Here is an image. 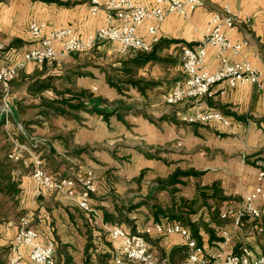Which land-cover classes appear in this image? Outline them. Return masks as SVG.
Segmentation results:
<instances>
[{
    "label": "crops",
    "instance_id": "crops-1",
    "mask_svg": "<svg viewBox=\"0 0 264 264\" xmlns=\"http://www.w3.org/2000/svg\"><path fill=\"white\" fill-rule=\"evenodd\" d=\"M87 1L0 0V43L4 45L0 49V64L15 63L37 45L28 31L32 20L45 22L48 29L70 26L83 36L102 25L104 13L91 15ZM135 1L145 6L154 3V0ZM224 6L237 17L236 25L227 30L228 36L233 41H249L239 54L228 52L227 56L232 60L249 61L262 72L264 84V0H206L204 6L192 11L187 18L168 14L158 30L157 54L164 59L146 62L135 74L141 80L142 89L132 83H121L120 89L111 86L107 82L110 72L104 67L102 56L96 57L91 50L59 57L51 64L28 62L23 68L20 78L23 83L19 86H24L22 92L26 98H32L38 112L45 109V99L71 98L74 102L81 90L104 100L97 107L106 114L79 109L76 115L68 116L50 109L48 114L36 113L27 126L30 136L47 142L39 151L49 173L81 175L91 170L94 174L96 192L91 202L103 218L98 224L61 194L48 190L37 194L29 172L20 176L24 191L22 206L25 211L30 210L39 236L54 239L58 264H65L64 254L69 264H86L87 257L96 259L106 252L111 255L112 249L104 234L106 227L119 223L133 232H141L156 221L152 212L157 205L166 208L163 194H183L185 184L192 185V196L197 185L210 186L217 182L225 195L219 208L225 202L239 203L253 190L257 173L264 170V87L255 84L230 87L223 81L213 86L210 95L200 99L204 107L220 111L228 119V125L216 120L209 123L183 121L181 115L192 112V101L173 106L164 98H157L168 80L167 73L174 72L176 79L182 76V47L201 41L211 14ZM148 25L146 21L139 27V33L147 39L150 38ZM108 46L115 50L111 42L98 45L96 50L102 52ZM217 52L216 47H207L209 70L218 66ZM127 53L112 64L114 75L121 72L119 68L127 57L135 54L134 51ZM36 79L48 80L49 87L41 93L30 94L27 84ZM80 100L87 108L93 104L85 97ZM56 104L59 105L57 101ZM11 107L10 115L16 119L13 109L17 106ZM163 115L176 120L159 119ZM12 124L7 118L6 129ZM20 128L24 130V126L16 122L15 129ZM177 171L194 173L175 175ZM165 218L169 222L176 221L159 216V220ZM208 221L207 227L212 232L200 226L201 238L197 239L205 251L220 250L222 238L218 228L221 227L232 232L231 250L236 252L240 246L247 245L260 251L257 234L261 233L256 228L257 221L246 220L238 230L227 221L204 220ZM147 236L153 238L156 246L173 262L185 259L186 248L180 236L155 232ZM89 242H92L90 247Z\"/></svg>",
    "mask_w": 264,
    "mask_h": 264
},
{
    "label": "built area",
    "instance_id": "built-area-1",
    "mask_svg": "<svg viewBox=\"0 0 264 264\" xmlns=\"http://www.w3.org/2000/svg\"><path fill=\"white\" fill-rule=\"evenodd\" d=\"M206 0H154L150 6H145L135 0H88L91 15L104 13V22L95 30L80 35L70 26L47 28L45 22L32 20L28 31L37 45L27 50L22 58L13 64H0V93L4 100L5 126L11 109L6 100L10 93V82L17 78L28 62L36 64H51L59 57L73 53L88 51L100 42L115 44V50L120 53L129 51H149L153 44L159 41L158 30L168 14H178L187 18L189 14L205 5ZM149 21L145 38L139 33V27ZM237 17L228 6L215 10L210 16L205 35L194 45H184L180 52V67L182 76L177 78L170 90L164 94V101L176 106L191 102L192 112L183 113L181 119L186 122L209 123L219 121L228 125V119L218 110L206 108L200 99L212 93L214 85L226 82L234 87L238 84H255L264 87L262 72L249 61L232 60L228 52L239 54L249 41L242 39L233 41L227 34L228 29L236 25ZM208 46L217 48L218 66L209 70L206 65ZM4 45L0 43V49ZM1 58V56H0ZM3 111V109H2ZM26 136L23 129H18ZM10 138L13 134L8 131ZM46 140L26 136L25 142L15 141L8 157L12 160H22L30 167V175L35 181L36 193L42 190L61 194L75 204L93 214L94 223H102L92 205V196L96 192L94 174L86 170L83 174L67 173L54 175L49 173L43 163L40 147L46 145ZM264 170L257 173V183L253 190L247 193L239 203L225 202L219 208V219L232 224L234 229H242L246 220H255L259 232L264 230ZM106 236L112 243L113 264H124L125 261L142 264H174L166 255L155 253L149 244L147 235H178L185 245V259L180 264H264V246L255 251L247 245L240 246L238 251L230 249L232 232L225 227L218 228L222 238L220 250L205 251L204 246L193 236L190 229L178 221L158 220L141 232H133L122 224L106 227ZM55 241L52 238L42 239L32 224V214L28 211L19 216L17 230L11 241L9 256L5 264H58L55 257ZM227 248V250H226Z\"/></svg>",
    "mask_w": 264,
    "mask_h": 264
},
{
    "label": "trees",
    "instance_id": "trees-1",
    "mask_svg": "<svg viewBox=\"0 0 264 264\" xmlns=\"http://www.w3.org/2000/svg\"><path fill=\"white\" fill-rule=\"evenodd\" d=\"M44 1H53V0H44ZM54 1H57V0H54ZM158 44H159L158 42L153 44L154 46H152L151 50L149 51H137L135 52L134 55L127 57V59L123 62V66L119 68V71H121L119 73L120 76L119 74L114 75L113 73H108L107 82L111 86L116 87L117 89H120L121 83H132L133 85H139L141 80H138L135 77V74L138 68L143 66L148 61H159V60L164 59V58H161L157 54ZM21 76L22 75L20 73L17 78H21ZM17 78L13 79L10 82V87H11V84L15 83ZM47 87H49L48 80L46 79L37 80L36 79V80L30 81L27 84V91L30 94H33V93L36 94V93H41ZM139 87L141 86L139 85ZM80 97H85V98H88L89 100H92V103H93L92 106L90 108H87L85 106V103L82 100H80ZM56 101L59 103V105L56 104ZM44 102H45V105H44L45 109L42 110V113H45V114H48L50 109H52L54 113L68 115V116L76 115V111H78L79 109H85V110L87 109V111H90V112H98V113L106 114L105 111L97 107V105L101 102H104V100L102 98L93 97L91 93H88L85 90L79 91L78 96L76 97V100L74 102L71 101V98H68V99L61 98L59 100H47V101L45 99ZM65 105L67 106V108L65 107ZM20 106L21 105H19V107ZM10 116L11 115H8V117ZM165 118L171 121L176 120L173 116H170V115L169 116L163 115L159 119H165ZM5 121H6L5 113L3 111H0V139L8 140L10 136L8 134V130L6 129ZM29 123H25V126H24V131L26 132V136H30L29 134L30 130L27 127ZM26 136L22 132H18V134L13 135L15 140L20 143L25 142ZM12 143L14 142L12 141ZM11 149L12 147L6 150H5V147L3 146L0 147V196H1V199H3L4 201H7L8 203H10V205L13 208H15V207H18L22 203V199L24 198V191L22 187L20 186V176L27 172L30 173V167H26L23 164L22 160L15 161V160L10 159L8 157V154L11 151ZM184 173L192 174L194 172L193 171H189V172L177 171L174 174L179 175V174H184ZM223 199H225V195L222 193V189L219 188L217 182H214L210 186L209 185H205V186L197 185L196 193L192 198L186 199L184 197H180L178 200V203L173 201L174 204H178L176 205L177 207L176 210H173L171 208L167 209L165 207H162L161 205H157L155 209L153 210L152 214L154 218L156 219V221L159 220L160 215H163L170 220H176L184 224L190 229L193 236H195L198 240H200L201 236L199 235V232H198L200 226H204V229L207 232L209 233L212 232L211 229L207 227L209 221L204 222L205 219L203 220L201 218L192 220L190 216L192 214L197 213L201 207L206 206V210L208 211V220L214 221V220L219 219L218 218L219 217L218 216L219 206ZM209 200H211V203H208ZM0 203H2L1 200H0ZM25 212L26 211L23 208V206H19V210L17 211V214L20 213V216H21ZM88 214H89L88 216L92 220L93 214L91 213H88ZM100 230L103 231V229L101 228ZM104 234L106 235V232ZM147 239L148 241L150 240L148 236H147ZM109 243L107 244L110 245L111 249H113L112 243L110 241ZM91 245H92V242H89L87 246L90 247ZM10 246H11V242L6 244L5 246H2V248L0 247V250L2 251L4 250L5 252L8 251L9 253ZM109 256L111 257L109 258ZM109 259H111L110 263L113 264L112 253L111 255L108 252L101 254L97 257V260H98L97 264H108L107 262ZM172 259L174 260V258ZM5 261L6 260L1 258L0 256V264H4ZM64 261H65V264H69V258L67 257V254H64ZM86 264H89V263L86 262Z\"/></svg>",
    "mask_w": 264,
    "mask_h": 264
},
{
    "label": "rangeland",
    "instance_id": "rangeland-1",
    "mask_svg": "<svg viewBox=\"0 0 264 264\" xmlns=\"http://www.w3.org/2000/svg\"><path fill=\"white\" fill-rule=\"evenodd\" d=\"M217 10H219V9H217ZM104 43H106V42L98 43L94 48L91 49V51L96 55V57L102 56V61L104 62V67L110 73H113V72H115V70L113 67H111L112 64L116 63L119 58L124 57V56L128 55L129 53H127V52L126 53H120L116 50H113V48L111 46H108V49H106L107 47H104V50L102 52L96 50L98 45H101ZM129 52H131V51H129ZM165 76L168 79L167 80L168 83L166 82V84H163L162 91L157 94L158 100H161L164 98V94L169 89V87H171L173 81L176 79L174 77L175 76L174 72H169ZM21 81L22 80L20 78H17L15 83L11 84L10 93H9V96L6 100V103L10 107V109H12L11 105H13V104L15 106H17L16 109H13L14 114L16 116V119H13L12 116L8 117V121L13 122L11 128H13V126H14L13 129L9 128L8 131L10 133H12L13 135L18 134V131L15 129L16 122H20L23 126H25V123H29L33 120V116L36 113H40V112L42 113L41 109H39V112L36 110V106H35L36 104L33 103V100L31 97H28V98L25 97V94L22 92L23 91L22 87H24V86L23 85L22 86L20 85L21 87L19 86L20 83H23ZM19 105H21V106L19 107ZM0 106L3 109V112L5 113L4 109L6 108V106H5L4 100L1 96V93H0ZM9 115H10V113H9ZM12 141L14 143H12ZM15 141L16 140L14 137H12L11 139L9 138L8 140L0 139V147L1 146L5 147V150L10 149L11 147L13 148L15 146ZM191 192H193L192 185L191 184H185V186L182 190L183 194H179L176 192L173 194V196H170V195L164 193L162 196L163 197L162 200L166 204L164 206H166L167 209L171 208L173 210H176V208H177L176 205H178V204H174L173 201L178 203V200L181 196H183L186 199L192 198L195 195V193L192 196H190ZM173 197H174V199H173ZM0 200L2 202V203H0V242H1L0 247L2 248V246H5L6 244H8L11 241L12 235L14 233L13 231L16 230L15 225L17 223L19 216H20V213L17 214V211L19 210V206H22L23 203H21L18 207L13 208L10 205V203L1 199V196H0ZM208 203H211V200H209ZM26 212H28V211H26ZM199 216H201V217H199ZM190 217L192 218V220H196L197 218H201L204 220V219L208 218V211L206 210V206L201 207L197 213L192 214ZM260 233H261L260 235L257 234V238H258V240L260 239L259 248H262L264 246V230L261 231ZM1 234H2V236H1ZM149 244H150L151 249L155 253H157L159 255H165L163 252H161L159 247L156 246V244L153 242V238H150ZM92 249H94V247ZM226 250H227V248H226ZM8 255H9L8 251L5 252L4 250L3 251L0 250V256L4 260L7 261ZM88 255H91V253H89ZM95 260L97 261V258L95 259V257L91 256L90 259L87 257L86 262L91 264V263L96 262ZM172 263L180 264L181 262H179L177 260V262H172ZM124 264H142V263L133 262V261H125Z\"/></svg>",
    "mask_w": 264,
    "mask_h": 264
}]
</instances>
